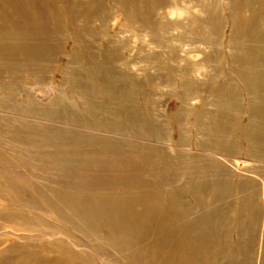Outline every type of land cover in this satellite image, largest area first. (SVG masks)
<instances>
[{
	"label": "rangeland",
	"instance_id": "rangeland-1",
	"mask_svg": "<svg viewBox=\"0 0 264 264\" xmlns=\"http://www.w3.org/2000/svg\"><path fill=\"white\" fill-rule=\"evenodd\" d=\"M167 1L172 4V0ZM104 2L112 7L110 0ZM219 2L226 5L224 0ZM198 10H191L192 14L200 15ZM262 14L264 17V11ZM158 15L160 19L164 17L171 30L169 42L152 43L145 32L123 27V16L116 12L103 30L96 20L88 23L92 33L87 39L92 44L89 43L87 55L74 65L80 71L77 74L68 67L66 56L71 51L72 41L64 39L57 42L59 53L49 58L46 76L40 78L25 69L15 74L0 72V99L6 103L0 106V173L23 178L29 186L49 187V195L53 190L64 191L74 185H80L83 194L100 190L113 208H120L119 196L148 192L164 197L189 183L180 195L186 208V222L213 209L217 213L214 222L208 224L209 229L219 231L224 221L232 228L236 225L234 217L239 200L248 194L237 189L238 181L252 178L253 189L264 192L260 185L264 180V158L257 160L248 156V147H258V139L264 138L261 136L264 128L256 118L259 110L264 113V91L249 95L228 65L226 13L218 11L224 25L216 36L210 37L213 45L210 48L204 46L205 40L190 45L177 42L179 31L174 22L179 18L184 22L185 16L176 6L160 10ZM195 24L190 26L191 30L198 26ZM50 28L61 38L79 29L78 26H64L60 31ZM200 34L204 35L201 31ZM261 45L263 50L264 44ZM107 48L115 57L110 67L101 71L103 60L100 57ZM172 51L173 56H170ZM210 53L211 58L204 61V54ZM263 57L264 50L257 52L253 64L257 75L264 71L259 63ZM13 78L14 85L9 88ZM230 101L234 105L226 104ZM46 108L50 115L44 112ZM251 119L255 121L252 129L259 131L256 136L248 134L246 128ZM23 140L31 146L24 147ZM215 173L227 176L229 195L219 197L215 189L210 188L209 180L223 178L221 175L210 178V174ZM199 183L208 187L200 204H196L191 194ZM189 188L191 190H187ZM0 200L13 201L6 197ZM17 208L30 211L34 223L17 227L13 223L4 225L0 220L2 248L13 244L34 246L43 251L42 258L50 262L60 256L63 264H103L102 259L108 255L109 260L122 255L108 243L102 229L93 230L86 221L65 220L63 214L45 202L38 204L36 210L22 205ZM256 219L252 226L259 231L251 248L257 261L263 242L262 208ZM158 234L165 235V232L140 234L141 238L135 237V240L138 246L146 245ZM229 237L234 240L233 233ZM59 246L77 256H71L66 263L64 259L69 254L56 251ZM102 254L105 257L101 259Z\"/></svg>",
	"mask_w": 264,
	"mask_h": 264
},
{
	"label": "bare ground",
	"instance_id": "bare-ground-1",
	"mask_svg": "<svg viewBox=\"0 0 264 264\" xmlns=\"http://www.w3.org/2000/svg\"><path fill=\"white\" fill-rule=\"evenodd\" d=\"M110 1L112 3L111 8L105 4L104 0H0V72L15 74L25 69L26 72L37 74L40 78L46 76L49 73V58L53 53H59V43L57 42L59 39H64L65 41H72L71 51L66 56L68 58V67H72L73 73L77 74L80 71L74 65L77 62H81V58L87 55L86 50L90 47L89 43L92 44L87 39V35L92 33L87 26L88 23L91 20H96L100 23L99 29L103 30L112 13L116 12L123 16V27L129 26L145 32L152 43L156 41L169 42V35H171L169 31L171 30L169 26L167 27L168 24H166L164 17L162 19L159 18L158 11H164L172 5L180 9L185 16L184 22L180 18L174 22L176 30L179 31L177 42L184 43V45L201 44V40H205L204 46L209 45V48L213 46L211 45L210 37L212 35L216 36L224 25L221 21V16L218 15V11L226 13L225 25L229 29L227 42V48L229 49L228 65L231 71L241 80L249 95H257V91H264V71L259 73V75L253 72L256 54L264 50L260 48L261 44H264V17L262 14L264 11V0H224L226 2L225 6L221 5L219 0H193L192 2L172 0L171 5L167 0ZM195 9H199L200 15L192 14L191 10ZM193 22L198 26L191 30L190 26L193 25ZM49 26L55 27L59 31L64 26L72 28L78 26L79 29L73 33L69 32L67 37L64 35L61 38L59 35L56 36L55 31H52ZM200 31L204 35H208V37L201 35ZM202 37L203 39H201ZM249 43L252 46H249ZM215 47L212 48L215 50ZM114 50L117 49L114 48ZM109 51L110 49L107 48L100 57L103 60V64L99 67L101 71L107 70L110 67V61L114 60L115 55ZM211 55L213 54H204L203 60L207 61L211 58ZM170 56H173V51ZM259 60V63L261 62L264 66V57ZM85 69L88 68L85 67ZM14 78L8 85L9 88L13 87ZM27 99H29L28 96ZM249 102L252 103V100ZM260 102L262 101L260 100ZM3 104L6 105L5 101L0 99V106L2 107ZM226 104L234 105V102L230 101ZM7 105L16 108L13 104ZM35 111L39 112L40 110ZM44 112L50 115L48 113L50 112L49 108ZM256 118L264 128V113L259 110ZM257 119L255 120L257 121ZM253 123L255 121L251 119L246 128L248 134L252 133L256 136L259 131L252 129ZM261 131V136H264V129ZM262 142L264 143L263 137L258 139V147H248L249 157L257 160L264 158ZM22 144L24 147L29 145L25 140H23ZM200 168L203 169L204 167ZM220 175L223 178L211 179L208 182L210 188H214L216 194L219 197H223L231 193L227 176L215 173L212 176L210 174V178H220ZM203 182L206 183L205 180ZM254 183L252 178L238 181L237 189L242 192L247 191L248 194L246 196L242 195L239 205L235 209L234 218L237 220L236 225L230 228L228 227V222L224 221L225 223L223 222L224 224L222 223L223 225L217 231L216 229L212 230V227L210 230L208 225L214 222L213 219L215 218V213H217L213 209L196 220H188L189 222H186L184 216L186 208L182 205L183 202L180 195L186 190L189 183L180 191L164 197L148 192L142 193V195L129 194L119 196L117 200L121 203L119 205L120 208H113L108 205L109 199L104 197V194H100L102 192L100 190H90L83 194L80 185H74V188L69 187L70 189L68 188L64 191L60 190V188L53 190L49 195V187L29 186L23 178L13 177L11 174L3 172L0 173V199L6 197L13 201L9 203L0 200V220L4 225L13 223L17 227L23 224L33 225L34 221H32L33 218L30 211H23L17 208L18 205L27 207L29 210H36L38 204L45 202L51 205L59 214H63L65 220L69 218L71 220L76 219L79 222L86 221L93 230L98 227L107 234L108 243L116 247V249L118 248L122 255L109 260V255L106 259H102L105 257L102 254L100 258L103 260V264H111L113 261L119 262V264H264L263 226V242L257 261L251 248L256 243L259 231L256 227L254 228L257 222L256 218L261 212V208L264 210L262 205V203L264 204V192L261 194L258 190L253 189ZM260 185L264 188V180L261 181ZM207 187L208 185L199 183L195 188L196 190H193L191 195L195 199L196 204L201 201ZM105 193L107 195V192ZM218 200L220 199L218 198ZM145 204L147 206L144 208L143 205ZM251 210L254 226H252L253 221L250 220L252 219L250 218L251 214L248 213ZM178 222L182 223L179 224ZM163 231L165 235L158 234L153 242L146 245L141 244L138 246L139 243L135 240V237H140V234L145 236L146 233L154 234ZM230 233H233L234 240H231V236L229 237ZM1 246L2 243L0 241V264H63V259H60V256H57L55 261L50 262L42 258L40 255L43 251L34 246L18 244L8 245L5 248ZM56 251L61 254H69L64 259L66 263H69L72 257L77 256L75 252L72 251L74 253L72 254L68 248L61 246L58 249L56 248Z\"/></svg>",
	"mask_w": 264,
	"mask_h": 264
}]
</instances>
